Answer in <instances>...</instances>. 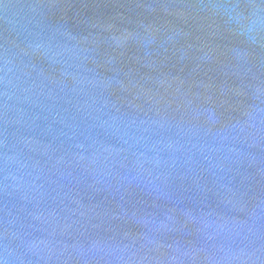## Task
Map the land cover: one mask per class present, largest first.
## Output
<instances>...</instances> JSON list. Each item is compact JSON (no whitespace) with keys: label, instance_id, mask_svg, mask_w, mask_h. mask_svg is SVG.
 Returning <instances> with one entry per match:
<instances>
[{"label":"water","instance_id":"95a60500","mask_svg":"<svg viewBox=\"0 0 264 264\" xmlns=\"http://www.w3.org/2000/svg\"><path fill=\"white\" fill-rule=\"evenodd\" d=\"M0 264H264V0H0Z\"/></svg>","mask_w":264,"mask_h":264}]
</instances>
